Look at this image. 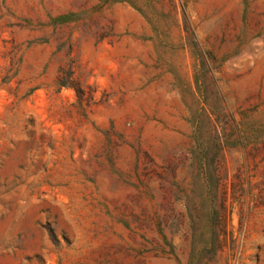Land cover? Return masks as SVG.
Masks as SVG:
<instances>
[{
  "label": "rangeland",
  "instance_id": "374dc122",
  "mask_svg": "<svg viewBox=\"0 0 264 264\" xmlns=\"http://www.w3.org/2000/svg\"><path fill=\"white\" fill-rule=\"evenodd\" d=\"M0 264H264V0H0Z\"/></svg>",
  "mask_w": 264,
  "mask_h": 264
}]
</instances>
